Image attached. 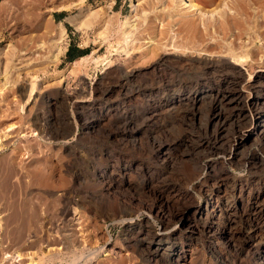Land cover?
Listing matches in <instances>:
<instances>
[{
    "label": "rangeland",
    "instance_id": "374dc122",
    "mask_svg": "<svg viewBox=\"0 0 264 264\" xmlns=\"http://www.w3.org/2000/svg\"><path fill=\"white\" fill-rule=\"evenodd\" d=\"M25 1L0 0V264H264V165L251 164L264 154L254 137L234 150L251 127L212 124L209 99L190 109L171 98L208 89L188 64L208 56L238 78L240 66L245 110L257 94L264 120V0L227 9L248 31L201 24L196 45L182 20L199 15L168 0H135V11L131 0ZM205 1V12L220 4ZM60 23L67 49L103 64L73 70L67 50L49 63ZM163 233L166 257L148 259Z\"/></svg>",
    "mask_w": 264,
    "mask_h": 264
},
{
    "label": "bare ground",
    "instance_id": "6f19581e",
    "mask_svg": "<svg viewBox=\"0 0 264 264\" xmlns=\"http://www.w3.org/2000/svg\"><path fill=\"white\" fill-rule=\"evenodd\" d=\"M24 1L25 0H17V2L20 5H23L22 3L26 2V1L25 2ZM159 1H162V0H159ZM168 1H171L172 5H175L179 9L181 8V11H186V13L187 12L196 13L197 15H199L200 25H197L196 23L191 22V21H186V19L182 20L184 28H186L192 32L194 40L192 38L191 39H192V42L194 43V45H196L198 43H205L204 42L205 41V34H204V32L200 31L201 24H203L204 30L207 33L211 28H215L216 31H219V30H221L222 32L224 31L226 34L228 32H232L234 29H238L239 30L238 33L240 35L243 32L248 31L247 26H251V23L249 22V20H247V17L243 18L242 16H244V15L242 13L238 12V14L241 15L242 18H236V17H232V16L230 18L229 15L231 13L227 12V9L231 10L230 6H233V5L238 6L237 4H240V6H242V4H244L243 6L246 8H244V10L242 8V10L245 13V10H247V7H251V5H253L255 2H259L260 0H256V1H254V3H251L248 0H206L205 2H209L208 4L211 3V5H213L212 3H215L216 1H220L219 7L215 8V10L213 9L211 13L205 12L204 10H202L200 8V6L197 4L196 0H168ZM131 3H132V9H133V11H135L136 7H137V5L135 4V0H131ZM219 8H221V11H218ZM153 9H154V6H153ZM223 9H225L226 12H224L225 10L222 12ZM59 10L60 11H67L68 6H64L63 8L61 7V9H59ZM173 10H175V9H173ZM3 11H5V8H3ZM9 11H10V7H8V14H9ZM23 12L24 11H22L20 16H22ZM217 12H218V15L220 16V14H221L220 17H222V20L219 22L217 20L218 18L217 19L213 18L215 13H217ZM18 13H19V11H18ZM207 13L211 14V16H209V17H211V19L209 21L205 20ZM91 15L93 18L92 22H95L94 19H96L99 16V12L96 11ZM67 19L73 20V17H70ZM173 19H175V18H173ZM77 26L79 27V25H77ZM105 26H107V24ZM198 26H200V27H198ZM256 26H258V24ZM58 27H59V31L56 33V35H55L56 39L53 42L54 51L50 52L52 54L49 57H47L49 63H52V64H55L60 60V57L65 53V51L67 50V46H68L66 28L63 26L62 23H60L58 25ZM80 27H79V29L82 28V27L81 28ZM107 28H108V26H107ZM259 29H260V27H259ZM177 32H179V31H177ZM104 34H106V33H104ZM127 34H129V33H127ZM128 40H129V38H128ZM253 43H254V41H253ZM206 45H208V44H206ZM217 46H218L217 43L216 44H210L211 48H216ZM180 47H181V45H180ZM229 50L233 51L234 50L233 46ZM235 50H236V48H235ZM12 54L14 55V53H12ZM212 56H213V54H212ZM7 57H9V55H7ZM10 57H11V55H10ZM10 57H9V59L7 58V60H6L7 63H5L6 66H4L5 70L3 72V74L5 73L4 75H6L5 77H8L7 78L8 80L10 79L9 73H10V69L12 67L11 66L12 65V58H10ZM87 61H92L93 63H95L98 66V64L100 62L102 63L103 60H99L98 58L95 59L94 56L87 55L83 58L76 60V62L72 66L73 70L77 67L79 68V66L82 65L83 63H87ZM188 64L191 65L192 69H195L197 72H199V75H200L199 78H201L203 76L209 77L210 81H207V82L210 83V85H209L207 90H205V91L201 90V92H200L201 94H199V91L194 89L192 86H189L188 88H186V90H174L172 95H171L172 100H174V101H176V100L186 101L187 105H189V108L192 109L193 107H195V105L199 99H201V100L205 99V98L209 99L210 102L214 105V109H215L213 119H212V124L216 125L218 123H222L223 127L231 125V126L238 128V129H241V128L245 127L246 125L251 127L248 130L249 138L247 136L239 135V137L235 140L236 143L234 145V150H236L237 152L243 151L247 145V142L251 138L254 137V138H256L257 148L259 145L261 147V148L259 147V149H262V152H263V153L262 152L261 153L264 154V120L262 119L263 112H261V107H260L261 103L258 100L257 94H255V99L249 105H247L248 109L249 110L251 109V112H248V113H250V115H248V113L245 110L246 105H245V101H244L243 91L239 90V87H238V85L240 84V81H241V76L243 75L242 69H240V66L232 64L233 67L238 70V74L240 76L238 78L237 76H235L237 74L232 75V73L229 69L221 68L220 65L218 64V60L216 58H212V57L207 56L206 58L203 57V58H201L195 62H191V64L190 63H188ZM188 68H190V67H188ZM73 72H75V71H73ZM118 73H120V72H118ZM117 78H119V77H117ZM107 79H108L107 81L110 80L109 77ZM18 80H20V77H18ZM255 82H256V80H255ZM255 82L249 86L250 90L254 91L256 89L257 86H256ZM29 83H30V85H29L30 88L26 92L27 102H29L33 98V96L35 95V91L37 90L38 77L32 76L31 82H29ZM200 95H201V97H200ZM197 96H199L200 98H198L196 100L195 98H197ZM256 154H257L256 151H254V155H256ZM251 164H252V166H254V165L263 166L264 161H261L259 164H256V163L254 164L253 162ZM149 245H148L149 248L147 249L149 252H148V254H146L148 259H150V260L156 259L157 260V258L164 257L167 249H169L168 240L166 239V233L161 234L160 238L156 242H153V243L151 242ZM11 257L17 259V261L23 259V255L20 253H17L15 256H11ZM40 262L41 261H36L34 256L32 255V257L30 259L31 264H40Z\"/></svg>",
    "mask_w": 264,
    "mask_h": 264
},
{
    "label": "crops",
    "instance_id": "0c3cea01",
    "mask_svg": "<svg viewBox=\"0 0 264 264\" xmlns=\"http://www.w3.org/2000/svg\"><path fill=\"white\" fill-rule=\"evenodd\" d=\"M68 49H67V51H68ZM67 51L65 53L66 59H67ZM70 54H71L72 58L74 59V61H76V60H78L80 58H83V57L88 55V54L86 55V51L83 50V49H75V48H71V47H70ZM83 54H85V56L81 57V55H83Z\"/></svg>",
    "mask_w": 264,
    "mask_h": 264
},
{
    "label": "trees",
    "instance_id": "16d2710c",
    "mask_svg": "<svg viewBox=\"0 0 264 264\" xmlns=\"http://www.w3.org/2000/svg\"><path fill=\"white\" fill-rule=\"evenodd\" d=\"M60 19H58V21H59ZM71 48H75V49H78V48H76V47H71ZM87 55V54H86ZM82 56H85V54H83V55H81V57ZM67 61L68 62H73L74 61V59L72 58V56H71V54H70V47H69V49H68V51H67Z\"/></svg>",
    "mask_w": 264,
    "mask_h": 264
}]
</instances>
